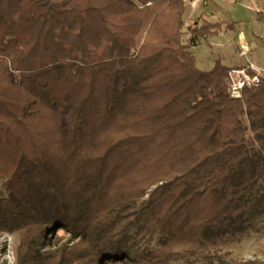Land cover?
Masks as SVG:
<instances>
[{
    "label": "trees",
    "instance_id": "1",
    "mask_svg": "<svg viewBox=\"0 0 264 264\" xmlns=\"http://www.w3.org/2000/svg\"><path fill=\"white\" fill-rule=\"evenodd\" d=\"M188 16L186 0H0L16 264H227L262 231L264 76L232 97L230 66L192 49L234 25Z\"/></svg>",
    "mask_w": 264,
    "mask_h": 264
},
{
    "label": "rangeland",
    "instance_id": "2",
    "mask_svg": "<svg viewBox=\"0 0 264 264\" xmlns=\"http://www.w3.org/2000/svg\"><path fill=\"white\" fill-rule=\"evenodd\" d=\"M187 3L188 12L190 10L189 16L187 17L188 23H192L196 19L203 18V15H212L216 17L219 12H221L222 14L219 17L228 19L229 22L240 18L248 21L249 24L251 23L255 25L257 21L256 18L259 20L264 19V0H198L197 8H194L193 10L188 1ZM194 10H203V12H205L203 14H193ZM217 11L218 13L213 15V12L215 13ZM230 34L233 37L236 32L232 31V29L229 28V33L221 37L226 44L221 47H218L216 45L210 46L209 44H202L199 47L197 46L193 48V53L196 54L198 58L197 64L201 69L207 70L211 68L215 59L221 54H225L227 56L230 52H234L231 46H228V44L232 41V39L229 37ZM101 45L102 41H99L97 46ZM226 61L229 63L228 59ZM2 183L3 180L0 179V184ZM259 225L263 228L261 232L255 233L245 238L240 244H235L228 248L231 256L227 260V264H264V216L260 217ZM19 241L20 239L17 234L11 235L9 233H6L0 235V264H4L5 261H8V264H13L14 262L16 264L17 247L19 245ZM153 245L156 248V241ZM173 264L205 263L201 261L193 263L178 261L174 262Z\"/></svg>",
    "mask_w": 264,
    "mask_h": 264
},
{
    "label": "crops",
    "instance_id": "3",
    "mask_svg": "<svg viewBox=\"0 0 264 264\" xmlns=\"http://www.w3.org/2000/svg\"><path fill=\"white\" fill-rule=\"evenodd\" d=\"M196 8H197V6L195 7V9ZM189 12H190V10H189ZM204 12H203V10H201V11L194 10L193 14H195V13L203 14ZM216 13H218V11L215 13L213 12V15H215ZM218 14L216 17H214L212 15H210V16H207V15L204 16L203 15V19H208L212 22L223 21L224 23H229L231 25H234L233 29L232 28L231 29H232V31L236 32V34H234L233 37L230 34L229 37L232 39V41L228 44V46L229 47L231 46V48L234 50V52L233 53L230 52L229 55H227L228 57L225 54L224 55L221 54L219 57H221L223 59V62L230 67L244 65L247 62V59H250L254 63H256L257 66H259L262 69L263 74H264V19L259 20L256 18L257 21H256L255 25H253L251 23L249 24L248 21L240 19V18L235 19L232 22H229L228 19L219 17L220 15H222L221 12H219ZM228 33H229V29H226L224 27V30L222 32H220V34L218 36H216L210 40L211 42L209 45L210 46L216 45L218 47L226 45L221 37L227 35ZM222 34H224V35H222ZM206 45H208V44H206ZM197 46L199 47L201 45H197ZM197 46H195V47H197ZM243 49H246L248 51L247 56H244L241 54ZM192 51H193V49H192ZM195 56L197 58L196 54H195ZM219 57H217L216 59H218ZM227 59L229 60V63L226 61ZM197 62H198V60H197ZM214 62H213V66H214ZM211 68H209V69H211ZM209 69H207V70H209Z\"/></svg>",
    "mask_w": 264,
    "mask_h": 264
},
{
    "label": "built area",
    "instance_id": "4",
    "mask_svg": "<svg viewBox=\"0 0 264 264\" xmlns=\"http://www.w3.org/2000/svg\"><path fill=\"white\" fill-rule=\"evenodd\" d=\"M187 1L191 5L192 10L197 6L198 0H193V3L192 0ZM241 54L247 56L248 51L246 49H243ZM263 76L264 74L262 69L257 66V64L252 60L247 59V62L244 65L233 66L228 70V92L235 99L241 97L244 88L258 85L261 82ZM4 263H8V261H5ZM13 264H15V262Z\"/></svg>",
    "mask_w": 264,
    "mask_h": 264
}]
</instances>
